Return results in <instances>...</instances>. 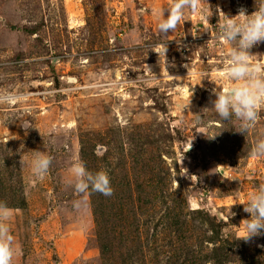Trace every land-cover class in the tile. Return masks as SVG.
Masks as SVG:
<instances>
[{"label": "rangeland", "instance_id": "obj_1", "mask_svg": "<svg viewBox=\"0 0 264 264\" xmlns=\"http://www.w3.org/2000/svg\"><path fill=\"white\" fill-rule=\"evenodd\" d=\"M169 3L0 0V201L15 210L13 264H264V234L237 239L250 218L243 204L264 183V157L249 155L264 111L245 136L205 109L228 83L215 72L230 46L160 56L179 34L158 31ZM241 8L250 15L255 0H203L179 30L194 37L198 20ZM251 53L264 64V42ZM118 71L173 78L84 88ZM34 150L52 157L43 180L29 167ZM75 160L107 171L113 194L77 193Z\"/></svg>", "mask_w": 264, "mask_h": 264}, {"label": "clouds", "instance_id": "obj_2", "mask_svg": "<svg viewBox=\"0 0 264 264\" xmlns=\"http://www.w3.org/2000/svg\"><path fill=\"white\" fill-rule=\"evenodd\" d=\"M202 2L203 0H170L169 6L161 9L158 31L164 35L174 32L186 21L185 11H198ZM255 7L256 10L250 15L246 13V9L241 8L237 15L231 17L217 9L224 17L222 22L218 20L217 23L218 38L230 46L226 66L219 73V78L228 83L221 88L212 89L215 99L211 101V108H205L213 110L224 122L237 121L235 130L245 136L256 126L260 113L264 111V64L253 63L254 54L251 53L254 46L264 42V0H255ZM209 17L205 18L208 20ZM161 47L162 52L154 50L160 56L166 52V46ZM192 95L193 93L187 99L184 109L191 104ZM33 153L28 161L31 173L35 179L43 180L49 172L52 157L38 150ZM249 155L264 157V135L257 139ZM24 163L21 158L20 164ZM70 173L72 179L69 184L77 193L91 190L104 196L113 194L110 176L105 170L92 172L82 160H75L71 164ZM243 206L250 218L241 221L243 229L237 239L247 243L253 237L264 234V183L249 194ZM14 212L6 202L0 201V264H13L17 255L10 227Z\"/></svg>", "mask_w": 264, "mask_h": 264}, {"label": "built area", "instance_id": "obj_3", "mask_svg": "<svg viewBox=\"0 0 264 264\" xmlns=\"http://www.w3.org/2000/svg\"><path fill=\"white\" fill-rule=\"evenodd\" d=\"M198 21H200L198 23L199 26L195 24V27L193 29V32L196 33L194 37L188 38L186 35L183 34V32L182 33L180 32L182 30H179V27H178L177 28V30L179 31L178 36L175 39L172 38L171 40H169L165 45L166 48L171 46V50L173 47L172 51H175L178 54H183L189 51V46L192 43H196L198 45L201 44V46L204 45L208 48L223 50L224 47H226L227 45L224 44L218 38L219 36V29L217 26L218 21L213 20V19L207 20L206 18L203 21L202 20H198ZM182 24L183 22L181 23V25ZM159 49L160 48H158L157 51L162 52V50H159ZM221 53L224 54L222 51ZM263 59H264V55H263ZM262 63H264V60ZM218 72L220 73L221 71L219 70V71H216L215 73H218ZM192 74H195V72L192 70H187L186 72H181L180 74H177V76L179 75L185 76V75H192ZM161 78H164L167 80L173 77L172 75H169L167 71L162 73L161 75H154L150 77L146 76L143 78L140 76L136 78H131L130 75H128V73L124 75L121 71L113 72L112 74L110 72H107L103 75L101 84L96 85L95 83H93V85L90 84V86L85 85L84 88L91 87V88H95L94 90H101V92H107L113 89L117 91H126L127 90L126 87L128 84H130L131 86L138 87V84H140L141 81H143V83L153 81L152 84H154L158 82L159 79ZM69 81L76 82V78H72V79L69 78ZM92 81H96V80L93 79ZM100 86H103L102 89H98V87ZM184 87L186 88V92H187L188 90L187 86L184 85ZM79 88H82V87L77 86L75 89H79ZM176 89H178L177 91L179 92V87H177ZM181 95L183 94L181 93Z\"/></svg>", "mask_w": 264, "mask_h": 264}, {"label": "bare ground", "instance_id": "obj_4", "mask_svg": "<svg viewBox=\"0 0 264 264\" xmlns=\"http://www.w3.org/2000/svg\"><path fill=\"white\" fill-rule=\"evenodd\" d=\"M9 97V96H8ZM19 97H23L22 95H20Z\"/></svg>", "mask_w": 264, "mask_h": 264}]
</instances>
